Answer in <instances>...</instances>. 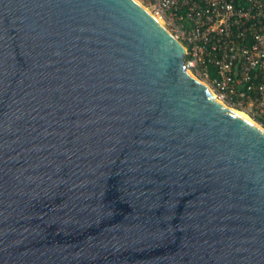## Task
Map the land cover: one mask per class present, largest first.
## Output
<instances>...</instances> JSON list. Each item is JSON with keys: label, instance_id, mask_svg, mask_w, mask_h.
<instances>
[{"label": "water", "instance_id": "water-1", "mask_svg": "<svg viewBox=\"0 0 264 264\" xmlns=\"http://www.w3.org/2000/svg\"><path fill=\"white\" fill-rule=\"evenodd\" d=\"M175 40L137 0H0V264H264V127Z\"/></svg>", "mask_w": 264, "mask_h": 264}, {"label": "built area", "instance_id": "built-area-1", "mask_svg": "<svg viewBox=\"0 0 264 264\" xmlns=\"http://www.w3.org/2000/svg\"><path fill=\"white\" fill-rule=\"evenodd\" d=\"M183 44L187 70L264 127V0H140Z\"/></svg>", "mask_w": 264, "mask_h": 264}, {"label": "bare ground", "instance_id": "bare-ground-1", "mask_svg": "<svg viewBox=\"0 0 264 264\" xmlns=\"http://www.w3.org/2000/svg\"><path fill=\"white\" fill-rule=\"evenodd\" d=\"M138 1V0H137ZM145 9H146V7L140 2V1H138ZM147 11H149L150 13H152L150 10H148V8H147ZM152 15V14H151ZM156 18H158L159 20H157L156 18H155V20L160 24V26L162 27V28H164V29H167L166 31H168V33H170V35L174 38V40L176 39V40H178L173 34H172V32L164 25V22H163V20L158 16V15H156V14H153ZM153 16V17H154ZM164 25V26H163ZM175 40V41H176ZM179 41V40H178ZM178 43H180L181 44V46L182 47H184L183 46V44L179 41ZM192 74V73H191ZM193 75V74H192ZM194 76V75H193ZM195 77V76H194ZM195 78H197V77H195ZM198 79V78H197ZM199 81H201L202 83H204L202 80H200V79H198ZM205 84V83H204ZM212 92V91H211ZM213 93V92H212ZM242 113V112H241ZM244 115V114H243ZM245 117H248L247 115H244Z\"/></svg>", "mask_w": 264, "mask_h": 264}, {"label": "rangeland", "instance_id": "rangeland-1", "mask_svg": "<svg viewBox=\"0 0 264 264\" xmlns=\"http://www.w3.org/2000/svg\"><path fill=\"white\" fill-rule=\"evenodd\" d=\"M138 1H140V0H138ZM141 2V1H140ZM142 3V2H141ZM143 5H144V3H142ZM145 6V5H144ZM146 7V6H145ZM152 15L154 14V13H151ZM154 16V15H153ZM154 18H156L155 16H154ZM157 20H159L158 18H156ZM160 21V20H159ZM161 22V21H160ZM162 23V22H161ZM164 26V25H163ZM167 30V29H166ZM238 110V109H237ZM239 111H241V110H239ZM241 112H243V111H241ZM246 114V113H245Z\"/></svg>", "mask_w": 264, "mask_h": 264}]
</instances>
